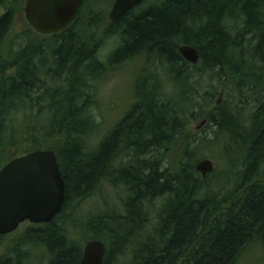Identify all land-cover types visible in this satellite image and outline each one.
<instances>
[{
    "label": "trees",
    "instance_id": "trees-1",
    "mask_svg": "<svg viewBox=\"0 0 264 264\" xmlns=\"http://www.w3.org/2000/svg\"><path fill=\"white\" fill-rule=\"evenodd\" d=\"M20 1L0 0L9 7L0 16V169L52 150L65 192L51 222L0 236V264H27L33 252L39 264H79L92 240L104 245L102 264H264V0H145L114 23L113 0H83L66 30H29L14 50ZM181 45L197 50V64ZM139 61L133 102L95 142L99 87ZM202 75L210 109L196 101ZM165 82L180 87L183 108L166 99ZM197 119L212 137L181 144L178 160L165 163ZM210 148L223 167L202 177L195 165Z\"/></svg>",
    "mask_w": 264,
    "mask_h": 264
},
{
    "label": "water",
    "instance_id": "water-1",
    "mask_svg": "<svg viewBox=\"0 0 264 264\" xmlns=\"http://www.w3.org/2000/svg\"><path fill=\"white\" fill-rule=\"evenodd\" d=\"M145 0H114L108 13L111 23ZM83 0H25L24 18L40 37L56 35L66 30L77 18ZM181 57L197 64V50L180 46ZM195 170L202 176L214 170L211 160L199 161ZM64 181L56 155L52 150H35L16 157L0 169V236L8 235L28 222L47 224L61 211L64 204ZM104 245L92 240L83 246L79 264H102Z\"/></svg>",
    "mask_w": 264,
    "mask_h": 264
},
{
    "label": "rangeland",
    "instance_id": "rangeland-1",
    "mask_svg": "<svg viewBox=\"0 0 264 264\" xmlns=\"http://www.w3.org/2000/svg\"><path fill=\"white\" fill-rule=\"evenodd\" d=\"M24 1L21 0L16 4L17 11L16 15L14 18V23L11 28V33L9 35V39L12 40L14 37V41H12L11 45L15 43L13 46L14 50H17L18 48V41L17 38L21 36V34L32 30L25 18H24ZM103 9L107 10L109 5H103ZM19 7V8H18ZM8 6L0 7V16L8 9ZM110 11V8L108 10V13ZM107 16V15H106ZM35 33H33L34 35ZM35 36V35H34ZM118 39L115 37L109 38V39H104L103 43L99 49V58L103 62L105 61L106 57L112 49L117 45ZM183 46V45H181ZM140 62V61H139ZM141 63V62H140ZM130 63L126 64L123 66L121 69H117L113 72H110L107 75L106 80L103 82V84L99 87L98 92H97V98H96V106L93 108L94 112V117L96 119V122L100 125V134L99 136H96L95 142L99 140L102 135L119 119L122 117L124 112L127 109V106L129 103L133 102V87H134V82L136 75L143 63ZM153 70L151 69L150 73L156 72V67L157 65H154ZM164 70L160 69V74L164 77H169L166 72H163ZM192 72V77L195 78L197 76V72L193 69L188 70ZM7 74H11L9 71H7ZM200 86L197 87L196 89L199 91L196 101L199 102V105L203 106L206 104L204 100L207 102H211L210 98L206 99H200L199 96H203L204 92L209 91V85L211 84L209 82V76L208 75H202L200 76ZM166 83V82H165ZM164 83V84H165ZM170 84V83H169ZM168 83H166V89L168 92V95H166V99L170 100H176L178 103V106L184 107L182 104V99L181 91L179 90L180 87L175 86L171 87L169 86ZM171 85V84H170ZM213 86H216V83H212ZM185 89V88H183ZM189 89V88H187ZM224 98V92L221 93L219 96L215 98L216 101H220ZM213 102L209 105V109L211 106H213ZM196 105V104H195ZM196 107V106H195ZM198 111V108L195 109V112ZM212 137L211 134V129L204 121V119H197L195 121H187L186 126L181 133V138H179V144L177 147L173 150H167L166 155L164 157L165 163L168 162H173L175 159L178 160L179 158V150H180V145L182 146L186 143V145H190V148H193L195 145L194 143L198 142L200 138H207ZM98 142V141H97ZM202 159H208L211 160L214 166V170L220 169L223 167V162L221 160V157L219 155V150L215 148H210V149H203L200 151L199 158L198 160ZM197 160V161H198ZM168 161V162H167ZM196 163V162H195ZM198 163V162H197ZM196 163V164H197ZM114 192L108 191V194L111 196L113 195ZM89 204H86L83 208H88ZM30 224L29 223H23L20 225V227L14 232V235H20L26 228H28ZM78 240V238H76ZM3 249V248H2ZM1 249V250H2ZM42 254L33 252L30 259L28 260L27 264H39L40 260H42ZM251 258V257H250ZM247 259L246 263H249L251 260Z\"/></svg>",
    "mask_w": 264,
    "mask_h": 264
},
{
    "label": "bare ground",
    "instance_id": "bare-ground-1",
    "mask_svg": "<svg viewBox=\"0 0 264 264\" xmlns=\"http://www.w3.org/2000/svg\"><path fill=\"white\" fill-rule=\"evenodd\" d=\"M96 71H97V70H96ZM202 160H203V159H202ZM199 161H201V160H199ZM199 161H198V162H199ZM195 166H196V165H195Z\"/></svg>",
    "mask_w": 264,
    "mask_h": 264
}]
</instances>
